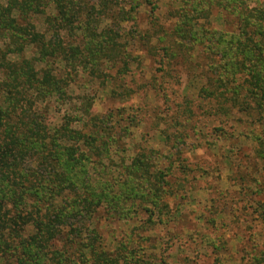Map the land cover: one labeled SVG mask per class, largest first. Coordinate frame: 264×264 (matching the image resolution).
<instances>
[{"label": "trees", "instance_id": "1", "mask_svg": "<svg viewBox=\"0 0 264 264\" xmlns=\"http://www.w3.org/2000/svg\"><path fill=\"white\" fill-rule=\"evenodd\" d=\"M161 1L0 0V264H171L150 260L144 234L182 208L172 169L180 157L170 153L162 168L153 151L126 157L136 116L92 114L93 97L68 93L80 73L121 80L141 65L132 48L162 79L199 83L200 99L222 115L264 116V0H167L163 17ZM125 85L112 95L130 97ZM259 209L264 221V202ZM103 214L140 223L107 243Z\"/></svg>", "mask_w": 264, "mask_h": 264}, {"label": "rangeland", "instance_id": "2", "mask_svg": "<svg viewBox=\"0 0 264 264\" xmlns=\"http://www.w3.org/2000/svg\"><path fill=\"white\" fill-rule=\"evenodd\" d=\"M165 5L167 0L159 3L162 17ZM211 21L215 28H223L219 20ZM131 50L142 56L141 65L133 64L129 76L109 83L80 73L68 93L73 99L93 97L92 114L111 111L136 116L138 124L122 146L126 157L143 149L153 151L160 168L168 166L163 158L170 153L180 157L172 169L183 186L177 199L182 208L167 226L144 234L150 237L144 253L150 260L163 257L171 264H255L254 258L264 259V221L259 216V203L264 202V160L258 158L264 157V116L237 108L231 115H222L211 102L201 100L199 83L162 79L143 51ZM25 55L29 56L28 49ZM121 84L134 93L124 99L113 96L111 91ZM75 107L79 103L73 100L69 108ZM59 120L58 109L51 110L49 123L57 125ZM164 131L179 135L181 142L166 144ZM105 218L103 214L99 226L107 243L124 238L140 223H110Z\"/></svg>", "mask_w": 264, "mask_h": 264}]
</instances>
